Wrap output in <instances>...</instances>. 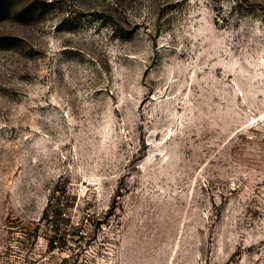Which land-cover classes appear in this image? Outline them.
Instances as JSON below:
<instances>
[{
    "label": "rangeland",
    "instance_id": "374dc122",
    "mask_svg": "<svg viewBox=\"0 0 264 264\" xmlns=\"http://www.w3.org/2000/svg\"><path fill=\"white\" fill-rule=\"evenodd\" d=\"M0 264H264V0H0Z\"/></svg>",
    "mask_w": 264,
    "mask_h": 264
},
{
    "label": "trees",
    "instance_id": "16d2710c",
    "mask_svg": "<svg viewBox=\"0 0 264 264\" xmlns=\"http://www.w3.org/2000/svg\"><path fill=\"white\" fill-rule=\"evenodd\" d=\"M58 238V240H60V238H61V235L59 236V237H57ZM54 242H56L55 240H54Z\"/></svg>",
    "mask_w": 264,
    "mask_h": 264
}]
</instances>
